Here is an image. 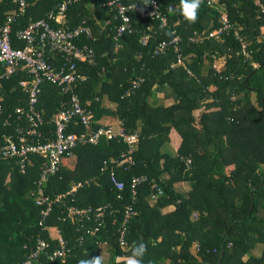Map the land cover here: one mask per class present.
Here are the masks:
<instances>
[{
  "label": "trees",
  "instance_id": "16d2710c",
  "mask_svg": "<svg viewBox=\"0 0 264 264\" xmlns=\"http://www.w3.org/2000/svg\"><path fill=\"white\" fill-rule=\"evenodd\" d=\"M64 1L24 0L19 14L14 0H0V26L8 14L18 13L9 24L15 49L24 46L15 33L33 21L89 28L94 40L81 36L77 44L91 50L93 62L76 64L83 79L74 92L91 115V130L107 126L102 118L113 115L125 132L137 135L134 163L100 171L104 160L126 150L116 139L100 138L67 151L42 184L49 198L64 197L40 222L31 194L44 157H29L23 173L18 160L0 161V264H24L38 240L46 247L30 264H48L58 235L68 251L53 264H78L98 256L101 247L108 253L104 264H125L133 241L148 245L143 264H264V0H203L193 24L179 14V0H155L164 25L140 18L148 0H120L133 6L130 32L120 36L110 0L70 2L57 23L50 20L47 14ZM172 32L177 50L167 45L154 54ZM195 36L201 40H189ZM25 79L17 71L0 82V144L25 127L14 117V110L27 103L18 85ZM104 97L113 110L101 105ZM66 103L57 86L42 83L35 105L40 136H52L51 120ZM81 131L74 120L65 127V134ZM111 174L122 183L121 191L110 183ZM132 177L144 178L133 197ZM182 181L189 183L187 191L178 187ZM169 205L173 210L162 213ZM126 207L132 214L122 224ZM69 208L90 213L70 220ZM257 246L261 251L254 256Z\"/></svg>",
  "mask_w": 264,
  "mask_h": 264
},
{
  "label": "built area",
  "instance_id": "2783aa9c",
  "mask_svg": "<svg viewBox=\"0 0 264 264\" xmlns=\"http://www.w3.org/2000/svg\"><path fill=\"white\" fill-rule=\"evenodd\" d=\"M78 0H66L47 14V17L58 22L70 2L74 3ZM17 5L18 13H22L25 4L24 0H14ZM114 10V16L118 20L115 28L116 36L130 32L129 12L133 10L131 5H123L120 0H111L107 3ZM147 9L140 13L143 20L157 19L162 25L165 24L164 18L161 16L158 4L155 0H148ZM11 12L5 18V22L0 26V82L3 79L14 75L17 71L24 72L27 79L21 80L18 85L27 93V103L23 108L14 110L15 122L23 123L24 129H17L15 138L12 136L5 139L0 144V161L18 160L17 166L20 173H23L25 165L29 163V157L34 155H42L44 160L40 164L39 178L35 183L32 197L35 205L40 208V222H42L50 213L53 203L60 201L64 195H56L49 198L44 195L42 184L46 178L55 174L58 169L60 159L64 153L73 149L78 145H95L100 138L105 140L116 139L126 146V150L120 153L116 158H110L102 162L100 171L106 166L128 169L133 165V152L137 143V135L135 133H127L121 124L116 121L115 126L99 127L96 130L90 129L91 115L80 104L77 94L74 92L76 83L82 81L83 77L76 73L77 63L91 64L93 62V53L88 48L79 46L78 39L83 36L91 41V32L87 27L77 26L74 28H53L46 20H37L29 23L24 29L15 33V39L24 44L22 48H12L10 45L9 24L13 17L18 15ZM220 30L210 32L208 37L216 36ZM148 36H142L140 44L145 45ZM191 41H200L199 36L189 38ZM178 37L171 33L168 42L161 41L155 48L161 51L167 45H172L177 50ZM48 54L51 59L45 56ZM58 60L54 63L53 58ZM42 83H48L57 86L62 94L67 95L66 108L55 114L52 118L53 132L50 138L40 136L38 127L42 125V119L35 110L37 96L40 92ZM138 82L133 83L134 88ZM1 112V108H0ZM74 120L82 131L79 133L65 134L66 125ZM6 124V121L4 122ZM110 183L115 190H122V183L117 181L114 175L109 177ZM144 181L142 177H132L129 181L131 195L135 194V188ZM77 187L79 184L76 185ZM74 188L72 187L71 190ZM66 194H69L67 192ZM67 217L72 220L90 213L89 208H69L67 209ZM99 209L95 211V215L99 217ZM132 214L130 207H126L123 211L122 224L126 223ZM97 228H94V232ZM122 239V231L119 234ZM46 244L42 240L36 242L34 251L28 256L24 264H30L31 260L36 258L37 254L42 252ZM65 241L61 236H57V247L53 250L51 256L48 257V264H53L56 259H62L67 253Z\"/></svg>",
  "mask_w": 264,
  "mask_h": 264
},
{
  "label": "clouds",
  "instance_id": "9594fccd",
  "mask_svg": "<svg viewBox=\"0 0 264 264\" xmlns=\"http://www.w3.org/2000/svg\"><path fill=\"white\" fill-rule=\"evenodd\" d=\"M203 0H179V14L182 16L185 22L193 24L197 21L199 15V9ZM160 195H163L161 192ZM148 245L143 241H133L129 246L130 254L126 256L125 264H143V257L147 252ZM78 264H104V258L102 255L92 258H81Z\"/></svg>",
  "mask_w": 264,
  "mask_h": 264
},
{
  "label": "rangeland",
  "instance_id": "374dc122",
  "mask_svg": "<svg viewBox=\"0 0 264 264\" xmlns=\"http://www.w3.org/2000/svg\"><path fill=\"white\" fill-rule=\"evenodd\" d=\"M110 1H111V0H110ZM219 63H220V60L218 59V60H216V61L214 62V65H215L216 67H218V66H219ZM208 65H209V64L207 63V61L204 60L202 66H201V73L205 74V72L207 71ZM105 93L108 94L107 92H105ZM106 94H103V95L106 97ZM157 96H158V97H156L157 100L161 101V98H159V97H161L162 95H161V94H158ZM105 97L101 100V105L104 106V107H107V108H109V109H111V110H113V109H114V105L111 104V103L107 100V98H105ZM161 102H162V101H161ZM169 102H170V101H164V103H165L166 105H167ZM104 117H109V118L112 119V120L107 121L108 123L105 122L107 125L115 126V122H116V120H115V117H114L113 115H106V116H104ZM177 184H178V187L181 188L182 190L187 191V190L189 189V183H188L187 181L178 182ZM260 251H261V247H260V246H257L253 251H251V254L254 255V256H257V255L260 254ZM99 255H102L103 258H104V261H105V260L107 259V255H108L106 248H102V247H101V248H100V252L98 253V256H99Z\"/></svg>",
  "mask_w": 264,
  "mask_h": 264
},
{
  "label": "crops",
  "instance_id": "0c3cea01",
  "mask_svg": "<svg viewBox=\"0 0 264 264\" xmlns=\"http://www.w3.org/2000/svg\"><path fill=\"white\" fill-rule=\"evenodd\" d=\"M157 95H158V94H156V97H158ZM159 98H161V97H159ZM102 120H103L104 122L108 123L107 121L112 120V119L109 118V117H103ZM172 210H173V206L169 205V206H165V207H163V208L161 209V212H162V213H168V212H171Z\"/></svg>",
  "mask_w": 264,
  "mask_h": 264
},
{
  "label": "water",
  "instance_id": "95a60500",
  "mask_svg": "<svg viewBox=\"0 0 264 264\" xmlns=\"http://www.w3.org/2000/svg\"><path fill=\"white\" fill-rule=\"evenodd\" d=\"M259 66H261V65H259ZM245 80H246V78L244 79L243 84H244ZM221 252H222V250H221Z\"/></svg>",
  "mask_w": 264,
  "mask_h": 264
}]
</instances>
